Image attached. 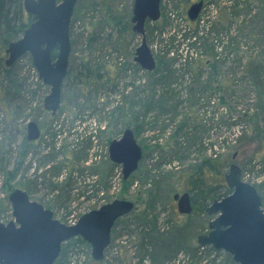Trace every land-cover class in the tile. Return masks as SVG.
Segmentation results:
<instances>
[{
	"label": "rangeland",
	"instance_id": "374dc122",
	"mask_svg": "<svg viewBox=\"0 0 264 264\" xmlns=\"http://www.w3.org/2000/svg\"><path fill=\"white\" fill-rule=\"evenodd\" d=\"M134 1L79 0L72 18L73 36L79 44L73 46L69 67L71 77L62 87L61 107L55 116L44 108L50 87L39 79L28 56H23L16 63L18 87H12L9 91L8 81L0 72V223L7 224L13 220L12 208L10 211L5 209L1 202L8 200L16 189L29 191L33 200L51 210L56 219L72 225L83 214L115 199L133 201L135 209L132 216H137L149 208L147 191L153 184L159 185L154 191L155 209L149 212L154 218H150L149 223L144 221L141 224L138 220L130 219L115 226L103 261H94L91 245L78 237L65 244L66 254L60 256L55 264H138L137 257L144 255V250L138 246L141 234L155 227V217L160 229L191 222L199 230L198 235L207 234L209 222L214 216L194 213L181 215L173 199L176 193L190 192L188 174L194 165L204 160H216L220 164L217 175L224 181L230 165L234 163L242 168L245 181L251 184L264 181V175L258 178V174H262L264 161V21L260 15L259 1L233 0L230 3V0H203L204 9L193 22L187 12L193 3L200 0H162L161 19L146 26L147 41L156 58L160 47L167 43L168 34L179 29V26L195 31L198 27L203 30L212 24L215 36H219L216 34L219 31V37L224 36L225 40L228 35L236 37L238 43L227 48L225 44L223 48L215 40L218 47L215 53L195 48L192 53L178 51L179 56L171 55L170 60H163L159 72L154 76L134 61L135 51L142 41L139 35L134 37L123 28H108L103 32L98 30L100 44L88 46L87 41L86 44L81 43L92 34L91 24L104 18L106 9L112 7L117 10L122 20L130 15L132 17ZM131 30L133 32L132 23ZM161 32L164 35H160ZM2 39L0 62L5 65L8 46L4 47ZM93 50L94 56L100 57V62H106L109 66L117 59L116 55L120 57L118 62L121 60L127 64L130 71L118 81L115 92L106 86L100 87L102 90L93 86L91 90L83 91V81L73 79L78 64L82 60L87 62ZM156 61L158 66V59ZM134 64L139 66L140 71L135 70ZM213 64L215 68H210ZM163 87L174 89V106L177 110L161 113V108L155 107L162 104L158 98H155L154 106L150 105L154 88L159 91ZM117 97L121 101L119 104L114 103ZM138 99L144 100L146 107H154V111L144 120L141 118L143 115L139 119L133 118L134 112L138 115L140 110L133 104ZM143 111L144 108L140 110ZM186 117L191 125L186 129L187 134L182 131L176 133ZM31 121L36 122L42 132L33 146L24 144L27 125ZM128 123L131 126H127ZM135 126L143 159L134 173L135 182L129 187L123 184L122 166L110 160L109 144L113 139H120L126 128L134 130ZM205 127L206 131L202 132ZM55 132L58 133L54 139L58 141L57 151L69 170L70 166L77 167L71 158V145L80 136V140L92 136L91 156L84 164L88 168L86 174L112 170V187L95 193L89 191L91 183L86 185L78 181L72 184V200L58 202L51 191V181L41 180L42 170L36 169V163L28 169L31 153L37 150L41 138L51 141L50 134ZM184 140L185 152L176 151V144ZM23 153L28 154V159L18 165ZM115 165L117 167L112 168ZM62 172L54 187L56 182L60 186L65 185L68 168L64 167ZM210 181L216 183L218 180L214 177ZM260 195L264 209V191ZM198 235L194 239L197 243ZM224 253L218 256L217 264L225 261ZM182 260V257L178 262L170 259L165 264H185ZM208 261L210 259L205 258L202 264Z\"/></svg>",
	"mask_w": 264,
	"mask_h": 264
},
{
	"label": "water",
	"instance_id": "95a60500",
	"mask_svg": "<svg viewBox=\"0 0 264 264\" xmlns=\"http://www.w3.org/2000/svg\"><path fill=\"white\" fill-rule=\"evenodd\" d=\"M78 1L24 0L26 12L35 20L20 39L8 44L6 50L8 67L25 55L31 57L39 79L50 87L44 108L52 116L61 107L62 87L72 49L71 24ZM161 4L162 0H135L133 5V31L142 38L134 61L147 72L156 69L157 61L147 41L146 25L161 19ZM204 6L203 0L193 3L187 12L188 18L196 21ZM41 135L38 124L29 122L27 140L34 142ZM109 157L113 163L122 166L125 181L137 172L143 149L132 128L125 129L120 139L110 142ZM225 179L232 192L222 199H215L207 207V214L214 218L209 223V232L198 236V244L225 252L237 264H264L262 197L255 185L243 179L242 168L235 163L230 165ZM173 199L181 215L193 213L190 192L176 193ZM8 200L13 220L0 223V264H55L63 244L76 237L91 245L94 261H103L117 221L135 209L133 201L115 199L83 214L76 224L67 225L56 219L43 204L32 200L24 190H14Z\"/></svg>",
	"mask_w": 264,
	"mask_h": 264
},
{
	"label": "trees",
	"instance_id": "16d2710c",
	"mask_svg": "<svg viewBox=\"0 0 264 264\" xmlns=\"http://www.w3.org/2000/svg\"><path fill=\"white\" fill-rule=\"evenodd\" d=\"M230 3H233V0H230ZM260 4V15L263 18L264 21V0H258ZM239 2H234V4H238ZM246 4L247 1H244ZM249 3V1H248ZM105 11V10H104ZM105 16L102 20L95 23L93 22L91 24L92 34L88 39L82 40L81 43H85L87 41V45L91 46L93 44H100L101 38H97V35L99 34L98 30L106 31L108 28L113 29H119L123 28L125 31L130 32L131 35L136 37V34L132 32L131 30V15L127 18L123 19L120 15H118L117 10H113L112 7L109 9H106ZM35 20L34 17L29 16L27 12L25 11L23 0H0V38H3V45L4 47H7L10 42L16 41L22 37L25 30L29 27V25ZM126 21V22H125ZM149 23H147L146 26H148ZM215 25V24H214ZM216 26V25H215ZM214 28L213 25L206 26L203 30H201L200 27H198L195 31L188 30L186 27L179 26V29H175L173 33L168 34L166 44L160 47L157 58L158 59V66L153 72H148L149 75H155L159 72L160 67L163 63V60L171 59V55H178V51H190V53L194 52L196 49H200L201 51L205 52H211L215 53V50L217 47V42L215 43V40H217L223 48L227 47H233L236 46L238 43L236 37H230L229 35L226 37L221 36V32L218 31L219 36L214 35ZM72 32V24H71V43H72V51L73 46L78 45L76 39H74ZM160 35H164L163 32L160 33ZM100 36V35H99ZM222 38V39H221ZM219 45V44H218ZM195 48V49H194ZM96 49V48H95ZM94 49V50H95ZM194 49V50H193ZM94 50L92 51V54L88 58L87 62H83V60L78 64V68L76 72L72 75L73 79L75 81H83L85 84L84 90H91V88L94 86L96 88H100L102 86L111 87L112 92L116 91V84L121 79V77L130 71L126 66L127 64H123L119 57L117 56V62L115 64H112V66H109L108 63H102L100 62V57L94 56ZM117 50V47H116ZM57 53V49L53 51V56L55 57ZM29 57L30 62L32 63V59L29 55H26ZM70 58V63H71ZM208 65V64H207ZM70 66V65H69ZM135 70L140 71L139 66L134 64ZM34 68V66H33ZM210 68H215V65L213 64L210 66ZM0 72L4 76V80L8 81L7 89L9 91L12 87H18V80L16 75V64H14L11 67L6 66L0 62ZM14 74V76H13ZM71 77V73L68 72L67 78L65 79L64 85L66 81H69ZM158 87V86H157ZM101 89V88H100ZM102 90V89H101ZM82 91V92H83ZM159 92V94L157 93ZM101 94V92H100ZM151 101L150 105H155L154 100L155 98H158V101L162 103L161 105L158 104L155 107L161 108L162 112H170L177 110L174 106L176 97L174 93V89L170 87H163L161 90L158 91L154 88L152 96H150ZM120 98L117 97L114 100V103L119 104ZM144 100L138 99L136 102H134V107L140 110L144 108L143 112H137L138 115H133L134 120L139 119L141 115H143L142 120L145 119V117H149L150 113L154 111V107H150V105L145 106ZM177 115V114H176ZM148 119V118H147ZM189 118H185L181 124H179V127L177 129L176 133L179 132H185L186 129L190 128L191 125H189ZM132 120V117H131ZM81 125V123H80ZM189 125V126H188ZM127 126H131V123H128ZM130 128V127H129ZM136 128V126H135ZM207 127L202 130V132H205ZM137 128L134 129V132H136ZM61 132V131H60ZM59 132V133H60ZM187 134V133H186ZM58 133H53L51 141H46L45 139L41 138L40 144H37V150L33 153H31L32 158L29 160L28 169L33 166V164L36 163V169H41V180H50L51 181V191L56 195V200L58 202L63 201H71V195L73 192V185L76 184L78 181L84 182L86 185L89 183L92 192L95 193H101L105 190H108L112 187V180L114 176V172L112 170H108V173L97 172L93 173L91 175H87L86 172L88 168L84 165L89 161V158L91 156L90 149L93 145L92 136H87L85 138H81L80 136L74 144H72L71 149V158L74 162V164H77V167L74 168L73 166H70L71 169L69 170V167L67 164L60 158L59 152L57 151V144L58 141L54 140L55 136H57ZM79 135V133H78ZM44 140V141H43ZM44 144L42 145L41 143ZM24 144L33 146V142H29L27 138L24 139ZM184 142L181 141L176 144V151L178 150H185L187 149ZM30 146V147H31ZM30 155V151L27 152ZM23 153L21 155L22 161H19L20 163L18 165H21L23 162H26L28 159V154ZM62 160V161H61ZM169 163V162H168ZM262 166L264 169V161L262 162ZM68 168V178L65 180V185L63 183L62 186L58 185V182H56L55 187L53 184L55 181H59L62 176V170L63 168ZM117 167L116 165L112 168ZM220 164H217L216 160H204L200 164L194 165L191 169L190 174H188V180H189V189L190 194L192 195V201L194 205V211L193 213L195 215H202L207 214L206 209L210 203H212L215 199H222L229 194H231L232 190H230L226 184V181L222 180L223 178L217 175V170L219 169ZM18 168H16L15 172H17ZM35 170V169H34ZM14 172V173H15ZM113 173V174H112ZM133 179L130 178L128 180H124L123 184L131 187L135 180V176L132 175ZM217 179L218 181L216 183L211 182L210 180L213 178ZM73 184V185H72ZM72 185V186H71ZM256 188L258 189L259 193L261 194L262 191H264V181L260 184H254ZM159 187L158 184H153L152 187L147 191V201L149 208L141 213L137 214V216H132L134 211L119 219L115 226H118L122 224L124 221L128 220H135L139 221V223L143 224L144 221L149 223L150 218L152 217L149 212L155 209L156 206V194L155 190H157ZM78 191V190H77ZM88 191V190H87ZM78 195H81L80 192H76ZM76 193L74 195H76ZM28 194L30 195L31 199L33 200L31 193L28 191ZM2 207L5 209L11 210V205L9 201L6 199L5 201L1 202ZM152 207V208H150ZM155 227L151 228V230H146L141 234V240L140 244L138 246L144 250V255L141 257H137L138 264H165L168 260L172 259L175 262H178L179 257H182L183 263L185 264H202V262L205 260V258L210 259V261L206 262L205 264H217L218 256L222 255V251L214 250L211 246H205L201 247L195 239V236L198 235L199 230H197L195 227L192 226L191 222H188L186 225H182L179 227H170L168 229H160L157 227V221L155 217ZM210 223V222H209ZM149 226V225H148ZM145 228L147 225H144ZM199 236V235H198ZM197 236V239H198ZM66 244V243H65ZM65 244H63V249L61 256L66 254V249L64 248ZM216 253V254H215ZM75 255H79V253H76ZM224 255V262L223 264H237L233 261L232 257L228 254ZM171 256V258L169 257ZM181 261V260H179ZM180 264V263H179Z\"/></svg>",
	"mask_w": 264,
	"mask_h": 264
},
{
	"label": "flooded vegetation",
	"instance_id": "af4514ba",
	"mask_svg": "<svg viewBox=\"0 0 264 264\" xmlns=\"http://www.w3.org/2000/svg\"><path fill=\"white\" fill-rule=\"evenodd\" d=\"M23 4H24V0H23ZM26 11V10H25ZM28 14V13H27ZM29 15V14H28ZM30 16V15H29ZM71 55H72V52H71ZM70 58H71V56H70ZM115 62H117V59L116 60H113V62H112V64H115ZM70 67V66H69ZM68 72H69V69H68ZM67 78V77H66ZM65 82V81H64ZM66 82H68V81H66ZM66 84V83H65ZM85 91V90H84ZM264 175V169H263V171H262V174H258V178L261 176H263ZM264 177V176H263ZM257 185H260V184H257ZM192 203H193V201H192ZM194 206V205H193Z\"/></svg>",
	"mask_w": 264,
	"mask_h": 264
},
{
	"label": "built area",
	"instance_id": "2783aa9c",
	"mask_svg": "<svg viewBox=\"0 0 264 264\" xmlns=\"http://www.w3.org/2000/svg\"><path fill=\"white\" fill-rule=\"evenodd\" d=\"M225 110V108H223Z\"/></svg>",
	"mask_w": 264,
	"mask_h": 264
}]
</instances>
